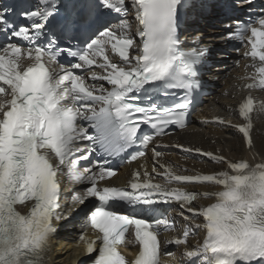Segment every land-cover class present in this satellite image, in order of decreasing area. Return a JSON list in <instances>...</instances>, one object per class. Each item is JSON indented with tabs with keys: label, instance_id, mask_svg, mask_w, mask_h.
<instances>
[{
	"label": "snow or ice",
	"instance_id": "snow-or-ice-1",
	"mask_svg": "<svg viewBox=\"0 0 264 264\" xmlns=\"http://www.w3.org/2000/svg\"><path fill=\"white\" fill-rule=\"evenodd\" d=\"M214 7L243 15L224 25L227 38L238 41L244 58L253 62L255 73L245 87L264 89V0L222 5L217 0H42L16 14L23 24L10 18L14 9H0V264H48L55 222L69 220L60 203L61 177L87 185L72 200L84 206L78 243L91 264H159L163 244L184 246L179 264H264V159L233 161L179 146L224 167L182 175L161 164L163 171L154 167L153 173L163 184L146 169L134 171L123 187L101 184L117 174L106 156L138 145L131 163L170 126H187L200 103L201 70L210 67L211 49L201 46L198 35L184 51L181 26L186 17ZM100 81L110 87H97ZM177 92L183 93L179 99ZM254 104L249 95L239 105L245 123L238 130L249 149ZM258 110L264 112V102ZM203 123L232 126L221 117ZM152 151L154 158L162 155ZM172 184L220 190L187 191ZM199 198L215 202L197 208ZM174 203L190 214L182 212L184 220L202 217L203 223L162 241L161 232L175 231L176 225L161 206ZM22 207L28 211L22 213ZM192 228L203 230L204 237L189 247ZM126 242L138 245L131 260L119 250Z\"/></svg>",
	"mask_w": 264,
	"mask_h": 264
},
{
	"label": "bare ground",
	"instance_id": "bare-ground-1",
	"mask_svg": "<svg viewBox=\"0 0 264 264\" xmlns=\"http://www.w3.org/2000/svg\"><path fill=\"white\" fill-rule=\"evenodd\" d=\"M204 31H206V33L210 37V41L213 43L216 38L210 35L209 31ZM225 104V99H219L217 103L211 102L209 107H214V109L225 111ZM256 123L257 128L260 130L259 132L261 134V138L259 139V141L254 142V149L257 151V154L260 157L264 158V115L258 116L256 118ZM184 138L189 142L200 144L204 148H206V146H210L214 148L212 151L218 149L221 155L229 160L240 161L243 158H247L248 160L253 161L256 158L255 154L253 153V150H247L244 147L243 141L231 129L225 130V133H213L210 130H204L202 133ZM181 166L189 170H195L201 167L206 173L220 171L224 167L223 165L216 164L212 161H208L207 163H199L195 160H191ZM192 190L197 192H203L209 190L218 191L220 189L216 186H196ZM214 202V200L199 198L197 201H195V206L197 208H200L202 206H207ZM202 222V219L197 218L195 220H192L190 223L195 224ZM196 230L201 233V230ZM195 245H197L196 240H193L190 242L189 247H193ZM52 250L53 252L51 255L50 264H77V261L79 259L78 251L74 249V247H71V245H68L66 242L58 241L54 245Z\"/></svg>",
	"mask_w": 264,
	"mask_h": 264
}]
</instances>
